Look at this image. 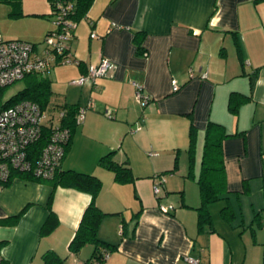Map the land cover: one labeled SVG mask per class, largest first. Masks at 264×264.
Masks as SVG:
<instances>
[{
	"label": "crops",
	"instance_id": "1",
	"mask_svg": "<svg viewBox=\"0 0 264 264\" xmlns=\"http://www.w3.org/2000/svg\"><path fill=\"white\" fill-rule=\"evenodd\" d=\"M21 11L19 19L30 15L38 26L3 28L0 35L40 43L52 27L49 0L41 9L25 11L21 5ZM76 22L70 51L77 62L54 65L46 75L55 103L92 104L71 131L61 163L62 170L93 174L102 183L96 205L110 215L101 220L98 237L114 248L103 261L88 264H194L185 256L198 264H264V0H93ZM136 32L143 33L141 54ZM102 58L113 63L107 76L70 83ZM134 82L150 96L147 105L136 102ZM232 91L250 96L235 114L228 109ZM208 120L232 133L222 148L234 217H222L226 201L220 199L209 205L211 224L200 230L196 179ZM110 151L130 167L132 179L119 182L98 164ZM13 173L9 184L0 182V261L41 264L51 249L66 264L87 263L93 244L77 253L68 246L90 194L52 189ZM157 174L165 175L159 198L152 191ZM252 193L253 214L243 220L242 200ZM50 195L56 218L42 234ZM158 203L174 209L163 213Z\"/></svg>",
	"mask_w": 264,
	"mask_h": 264
},
{
	"label": "built area",
	"instance_id": "2",
	"mask_svg": "<svg viewBox=\"0 0 264 264\" xmlns=\"http://www.w3.org/2000/svg\"><path fill=\"white\" fill-rule=\"evenodd\" d=\"M51 7L52 27L46 32L40 43L23 39H6L0 35V88L12 85L23 79L27 74L45 75L52 66L57 64L77 62L71 56L70 41L74 36L77 22L71 17L74 11L72 0H49ZM94 36L92 32L90 34ZM113 67L108 58H102L98 63L89 64L86 72L72 79L71 84L82 85L86 81L94 82L96 78L107 76ZM192 75V74H191ZM201 77H206L201 73ZM134 98L141 106L150 101L142 86L134 82ZM174 83L172 91L178 90ZM0 97V105L6 100ZM92 106L90 102L79 105L74 117L75 125L80 124L85 112ZM105 113L110 115V110ZM66 109L54 107L50 111L30 100H20L11 105L0 107V181L7 180L13 172H29L38 178H51L61 168L66 146L71 137L69 127L62 125ZM49 134L45 145L35 160L28 158L27 147L37 141L43 129ZM152 191L159 198L163 193L164 174L153 177ZM158 209L168 213L174 209L172 204L158 203ZM122 227H120V231ZM108 252L104 253V258ZM191 263L198 260L185 256ZM74 262L79 264L77 261Z\"/></svg>",
	"mask_w": 264,
	"mask_h": 264
},
{
	"label": "trees",
	"instance_id": "3",
	"mask_svg": "<svg viewBox=\"0 0 264 264\" xmlns=\"http://www.w3.org/2000/svg\"><path fill=\"white\" fill-rule=\"evenodd\" d=\"M8 2L11 4L12 9L10 14L14 16L23 15L21 11V0H0ZM74 4V11L71 14L73 19L78 20L83 16L93 0H72ZM50 3V2H49ZM51 14V7H50ZM39 16H45V14H38ZM46 34V33H45ZM74 38V36H73ZM72 38V40H73ZM142 39L143 33L136 32L134 36V42L136 44V50L139 54L143 53L142 48ZM71 40V41H72ZM70 41V43H71ZM35 43V42H34ZM25 80V86L22 90L18 91L14 95L8 97L0 105V107H5L11 105L20 100H30L42 108H48L50 111L54 107H62L66 109V115L62 119V125L69 127L73 132L75 128L74 117L77 112L78 105H68V104H59L55 103L52 97L51 81L48 76L40 74H27L23 78ZM256 80V74L250 77L249 85L250 91H252ZM3 89L0 88V97L3 95ZM250 98L249 95L242 94L240 92L232 91L228 97V109L231 113L235 114L239 106ZM49 134L48 129H43V132L40 138L34 143L30 144L28 149V158L30 160H35L40 152L42 147L47 141ZM232 133H228L225 129V126L221 123L208 120L207 125L204 130L203 138V147L200 156V172L196 179V182L199 186L200 193V204L196 208L198 212V228L203 229L205 225L211 224V216L209 212V205L220 199H225L226 204L221 208L222 217L226 220H232L234 217L233 210L231 205L228 203L227 195L229 193L227 188L226 173L224 167V158H223V148L222 142L225 138L231 136ZM196 137V129L193 124L190 126V157H189V175H192V166L194 160V141ZM69 144V142H68ZM67 144V146H68ZM66 146V149H67ZM114 151H110L107 154L101 156L98 160V164L111 170L114 173L115 179L119 182H126L132 179V172L129 166L126 164H121L115 161ZM175 168V167H174ZM173 168V169H174ZM16 176L27 179L30 181L47 183L52 189L57 186H68L76 188L80 191H84L90 194L91 198L88 204L82 211L78 226L74 232L72 239L70 240L68 249L71 253H77L82 246L87 243L94 245V250L92 256L88 259L87 263H97L103 261L104 253L110 252L114 246L101 240L98 237V227L101 220L110 215L102 211L96 205V195L101 188V180L93 175L87 173H81L74 170H62L58 169L51 178H38L35 177L32 173L29 172H15ZM14 174V173H13ZM12 176V174H11ZM11 176L5 180L0 181L1 183L7 185L11 180ZM247 185L244 183V191H247ZM51 197L49 198L48 208H49V218L41 228V233H47L54 227L55 214L51 210ZM21 214V213H20ZM18 214L13 219L19 217ZM54 219V220H53ZM15 221V220H13ZM103 249V250H102ZM101 250V251H100ZM0 264H6V262L0 261ZM41 264H66V257H62L57 254L54 250H47L42 254V263Z\"/></svg>",
	"mask_w": 264,
	"mask_h": 264
},
{
	"label": "rangeland",
	"instance_id": "4",
	"mask_svg": "<svg viewBox=\"0 0 264 264\" xmlns=\"http://www.w3.org/2000/svg\"><path fill=\"white\" fill-rule=\"evenodd\" d=\"M43 1L48 2V0H21V5L25 11H29L31 9H41L43 6ZM11 9H12L11 4H9L8 2L0 1V29L3 30V28L6 29L8 27L16 29V30H18L19 28L33 29L36 26H38L39 21L37 22L33 21L34 18L30 17V15L25 16L22 19H19V17L24 16V14L21 16H14L10 14ZM11 37H14V36L3 34V38H11ZM25 84H26L25 80L20 79L16 81L15 83H13L12 85L5 87V89H3L4 97L8 98L14 95L18 91L22 90ZM51 99L52 100L55 99V94H52ZM252 199L254 200L256 199V195L254 193L250 195L249 194L246 195L242 200L243 207L241 209V213H242L243 220H249L250 215L253 214L252 212L253 208L251 207ZM254 207H255L254 213L256 211H259L255 205ZM262 213H264V210H262Z\"/></svg>",
	"mask_w": 264,
	"mask_h": 264
}]
</instances>
